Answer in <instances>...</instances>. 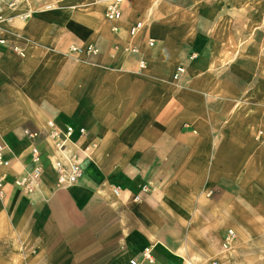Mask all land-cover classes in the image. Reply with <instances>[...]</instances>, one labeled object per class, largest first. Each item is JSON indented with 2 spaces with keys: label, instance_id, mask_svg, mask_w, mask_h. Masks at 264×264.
Wrapping results in <instances>:
<instances>
[{
  "label": "crops",
  "instance_id": "1",
  "mask_svg": "<svg viewBox=\"0 0 264 264\" xmlns=\"http://www.w3.org/2000/svg\"><path fill=\"white\" fill-rule=\"evenodd\" d=\"M131 6L118 24L94 0H19L4 11L11 20L0 22V145L8 162L0 264L3 255L20 264L264 257V84L253 73L242 78L239 66L226 82L197 41L159 31L169 22L145 21L129 38V26L141 22ZM86 46L97 55L70 52ZM178 66L185 72L175 82ZM51 124L74 129L63 152L80 162L73 185L59 183L53 168L60 154L46 138ZM33 148L41 178L26 192L16 183L35 167ZM228 231L235 238L223 250Z\"/></svg>",
  "mask_w": 264,
  "mask_h": 264
},
{
  "label": "rangeland",
  "instance_id": "2",
  "mask_svg": "<svg viewBox=\"0 0 264 264\" xmlns=\"http://www.w3.org/2000/svg\"><path fill=\"white\" fill-rule=\"evenodd\" d=\"M130 2L133 20L144 25L169 22L159 31L197 41L207 53L209 67L222 70L219 76L226 82H231L230 69L239 66L246 70L242 78L253 73L254 82L264 84V0H125L124 6ZM3 258V264L11 263ZM259 260L264 264V257ZM11 264L20 262L14 259Z\"/></svg>",
  "mask_w": 264,
  "mask_h": 264
},
{
  "label": "built area",
  "instance_id": "3",
  "mask_svg": "<svg viewBox=\"0 0 264 264\" xmlns=\"http://www.w3.org/2000/svg\"><path fill=\"white\" fill-rule=\"evenodd\" d=\"M97 3L101 4L103 7V17L107 22L112 24H118L122 21L123 18V7L125 0H95ZM19 3V0H0V22L6 20L10 22V18H4V11L13 10L15 6ZM27 18V16H22V19ZM145 26L143 22H134L128 28L129 38L135 39L137 38L144 30ZM114 33L118 32V27L115 26L112 28ZM4 44V41L0 39V45ZM154 45V41L149 39L147 41V46L152 48ZM129 51L133 54L138 53L139 49L137 46L133 45L130 47ZM12 52L19 55L20 57H24L23 52L16 46L12 47ZM70 52L82 54L85 53L87 55H97L98 51L92 46H86L84 48L70 47ZM145 62L139 61L138 63V71H142L145 69ZM185 69L183 66H178L175 69L173 74V81L177 82L180 80L181 76L184 74ZM50 131L47 134L49 140L53 142V147L55 152L59 153L60 156L55 159L53 163V168L58 176L59 183L70 186L75 184L79 178L82 176V170L80 168V162L75 155H65L63 152L65 151L66 144L71 142L72 135L74 133V129L72 127H67L64 132L59 131L54 128L51 124ZM78 134L80 137H84L86 132L84 129L80 128L78 130ZM30 139H35L38 135L37 133L28 135ZM31 161L35 164L33 171L27 177H24L22 180L16 183V186L23 189L26 192H31L34 188L37 187L38 180L41 175L40 168L37 166L39 162V153L36 148H33L31 151ZM8 166V162L4 159V148L0 145V199L3 197V183L5 181V177L1 173V169ZM235 238V234L232 231H228L224 243L222 245L223 250L230 249L231 243ZM143 258L149 262H151L150 250L149 248L145 249L142 253ZM130 264H135L133 261ZM206 264H218L216 261H210Z\"/></svg>",
  "mask_w": 264,
  "mask_h": 264
}]
</instances>
